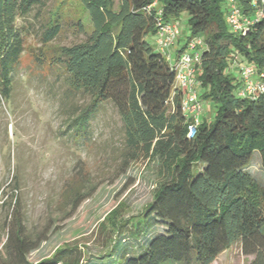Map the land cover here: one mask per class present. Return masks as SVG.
Here are the masks:
<instances>
[{
  "label": "trees",
  "instance_id": "16d2710c",
  "mask_svg": "<svg viewBox=\"0 0 264 264\" xmlns=\"http://www.w3.org/2000/svg\"><path fill=\"white\" fill-rule=\"evenodd\" d=\"M45 1L0 0L2 99L12 94L13 75L25 50L26 25L18 26L17 20H27ZM78 1L92 30L83 40L60 46L47 61L48 67L63 72L69 92L88 98L73 120V139L86 134V122L101 105L111 103L123 127L121 173L131 162L148 160L158 163L162 177L142 216L131 222L130 236L128 220L116 221L115 211L107 217L115 234L100 264H210L234 244L252 256L246 264H264V184L249 170L257 152L264 171V92L255 98L238 96L240 81L230 71L232 61L238 68L252 63L264 82V17L241 34L226 25L224 0ZM237 3L249 15L261 6L260 0ZM182 12L190 26L187 40L200 36L204 41L199 98L215 107L212 119L200 118L192 138L180 108L183 94L174 89L173 67L149 41L159 17L176 20ZM60 24L56 16L41 24V46L58 35ZM74 24L85 32L79 18ZM35 58L44 62L38 54ZM82 200L72 196L71 213ZM14 207L3 243L7 258L0 264H34L27 255L45 237L32 239L19 203ZM82 257L80 248L69 245L35 264H83Z\"/></svg>",
  "mask_w": 264,
  "mask_h": 264
},
{
  "label": "rangeland",
  "instance_id": "374dc122",
  "mask_svg": "<svg viewBox=\"0 0 264 264\" xmlns=\"http://www.w3.org/2000/svg\"><path fill=\"white\" fill-rule=\"evenodd\" d=\"M117 1L114 0L115 5ZM55 16L61 21L60 31L41 46V24ZM78 18L84 33L76 30L74 21ZM175 21L177 38L183 46L190 35L187 13L182 12ZM17 25H26L25 50L13 75L10 98L0 97V259L7 258L3 243L18 202L28 235L32 239L45 237L27 255L29 262L39 263L64 246L76 245L82 251L83 264H100L110 252L111 236L115 234L108 229L107 217L115 211L116 221L128 220L126 229L130 236L131 222L142 216L162 179L158 163L131 162L121 173L124 134L111 103L101 105L86 122V134L73 139V120L86 107L88 98L69 92L63 72L48 67L47 61L60 46L79 42L92 30L88 14L78 0H46L27 20L18 19ZM149 41L156 48L155 36ZM183 51L191 50L185 47ZM36 54L44 58L42 64ZM235 64L232 61L230 71L237 78L239 68ZM214 114L213 103L202 101L201 117L210 120ZM249 170L264 184L257 152ZM125 185L128 186L124 189ZM74 194L83 200L71 213ZM250 258L234 244L210 264H246Z\"/></svg>",
  "mask_w": 264,
  "mask_h": 264
},
{
  "label": "built area",
  "instance_id": "2783aa9c",
  "mask_svg": "<svg viewBox=\"0 0 264 264\" xmlns=\"http://www.w3.org/2000/svg\"><path fill=\"white\" fill-rule=\"evenodd\" d=\"M252 15L243 13L237 0H227L224 7V19L226 25L234 33L245 34L249 28L259 19L264 17V0ZM153 2L150 6H154ZM155 34V46L162 53L175 72L174 89L182 92L180 108L188 119L187 137L192 138L196 134L197 126L202 114V101L197 92V74L200 71L201 50L204 41L200 36L189 38L185 47L190 52L181 51L177 58L172 59L169 51L177 42L178 30L175 20H157ZM238 79L240 85L237 95L246 98H255L264 92L263 74L257 75V68L252 63H244L239 66Z\"/></svg>",
  "mask_w": 264,
  "mask_h": 264
},
{
  "label": "crops",
  "instance_id": "0c3cea01",
  "mask_svg": "<svg viewBox=\"0 0 264 264\" xmlns=\"http://www.w3.org/2000/svg\"><path fill=\"white\" fill-rule=\"evenodd\" d=\"M185 48V44L183 46H180L179 44V38H177V42L175 43V45L173 46V48L169 51L170 55H171V58L174 57L177 58L178 54L183 51ZM174 53V54H173ZM250 256V255H248ZM252 258V256H250ZM250 258V260H251ZM249 262V261H248Z\"/></svg>",
  "mask_w": 264,
  "mask_h": 264
}]
</instances>
